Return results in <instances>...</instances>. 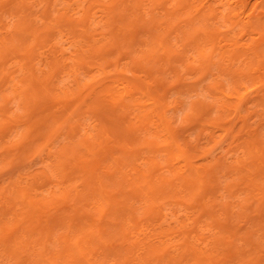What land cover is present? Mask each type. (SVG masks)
<instances>
[{"label":"bare ground","instance_id":"obj_1","mask_svg":"<svg viewBox=\"0 0 264 264\" xmlns=\"http://www.w3.org/2000/svg\"><path fill=\"white\" fill-rule=\"evenodd\" d=\"M107 1L17 0L14 4L15 0H0V16L4 14L14 20L11 25L6 18L10 23L4 26L8 35L0 39V140L8 139L14 132L18 137L14 142L20 143L15 145V153L10 152L14 145L12 139L6 145L0 143L4 150L0 152V163L32 167L33 161L40 157L46 167V170L29 168L26 174L15 168L19 175L0 186V264H130L136 261L135 255L138 261L134 264H189L191 261L204 264L209 255L186 250L168 256L164 244L173 238L169 228L161 224H158L162 229L159 239L145 245H141L133 232L139 225L138 211L163 213V205L168 201L182 199L187 203L193 196H203L209 190L204 172L210 175L211 195H214L219 189V174L228 169L223 175L233 172L235 177L236 171L254 196L252 202L246 199L248 208L258 212L255 222L264 227V219H260L264 216V165L253 162L243 174V169L227 164L222 158L209 160L207 155L226 141L227 135H233L234 142L240 140L239 136L234 135L235 129L223 128L225 134L219 138L215 134L207 137L209 148L184 137L170 113L182 105L170 106L167 92L175 86L171 87L164 77L172 71L182 82L176 87L178 92L198 91L201 86L187 82L182 74L185 69L195 70L187 62L190 52L197 53L203 61L200 78L212 73L215 66L220 69V77L230 76L229 88L223 80L215 84L213 90L217 89L218 94L213 103L193 102L191 113L185 116L193 129L224 127L223 118L229 113L239 117L245 127L254 115L262 116L264 75L254 77L253 72L262 69L264 74V0L256 5H251V0ZM210 2L222 7L229 5L222 11L225 15L219 17ZM75 4L77 9L73 7ZM97 6L103 9L104 16L99 15L101 20L94 22L93 29L102 23L104 30L97 28L100 33L90 35L86 28L93 27V19L97 21L98 11H94ZM51 14L53 17L60 14L62 19L57 16L52 19ZM75 15H78L76 20ZM228 21L240 31L249 29L239 34L240 40L231 47L221 45L222 38L216 27L217 23L225 25ZM62 27L67 28L69 36L63 43L69 41L70 46L65 44V50L62 47L53 51L50 57H45L46 63L43 62L42 46L58 35L63 39ZM234 28L225 35L235 33ZM56 44L58 39L52 45L55 49ZM72 48L73 55L65 56L64 52ZM217 50L221 60L230 61L229 66L213 60ZM10 55L16 58L11 57L13 63L8 62ZM66 58L72 59L71 66ZM124 60L132 65L128 70L133 76L129 77L127 68L122 67ZM6 61L10 64L6 65ZM108 67H113L116 78L106 82L107 85L100 76L113 73L107 72ZM136 68L146 75L136 74ZM95 69L99 75L89 76ZM143 77L144 80H139ZM153 83L160 84L156 91L163 93L158 99L153 97L151 108L143 109L140 100L152 96ZM44 92L54 100L58 95L73 100L63 102L59 109L57 103L43 101ZM127 100L132 102L134 111L142 110L121 123L117 115L128 114ZM13 102L23 109L24 116L10 110ZM213 113L218 115L211 117ZM263 125L264 122L256 128L249 126L243 144L247 145L250 156L260 152L256 146L264 139ZM61 135H66L64 138L68 141L61 139ZM55 139L66 143L55 148L58 143ZM26 146L32 150L27 152ZM45 150L49 159L43 155ZM195 152L206 156L207 165L197 166ZM9 154L13 156L10 160ZM159 158L167 163L180 159L185 163L184 170H169L171 178L163 177L158 174L163 168ZM49 170L59 185H63L58 191L60 196L48 190L54 196H47L40 191L43 187L39 183L48 178ZM79 180L81 183L77 184ZM207 197L213 198L209 195L202 198L207 201ZM144 203L147 204L144 206ZM227 213L234 218L240 215L234 208H227ZM243 213L247 212L243 210ZM96 214L100 215L98 219ZM251 230L246 235L252 240ZM260 237L262 245L264 239ZM55 243L61 247L52 248ZM102 248L109 252L100 253ZM228 249L232 256L234 252L241 257L237 247L234 249L231 245ZM100 255L106 256V260Z\"/></svg>","mask_w":264,"mask_h":264},{"label":"rangeland","instance_id":"obj_2","mask_svg":"<svg viewBox=\"0 0 264 264\" xmlns=\"http://www.w3.org/2000/svg\"><path fill=\"white\" fill-rule=\"evenodd\" d=\"M17 0H15L14 4L16 3ZM33 1V0H31ZM96 0H92V2H95ZM107 0H105L106 2ZM250 1V0H249ZM248 1V2H249ZM109 2V1H107ZM260 0H251L250 4H254L256 5L257 3H259ZM45 1H43V10H44V4ZM210 6L211 9H213V11H215L216 14L223 17V15H225L224 12H222L226 7H229V5H227L226 7H222L221 5H219L217 2H210ZM251 4V5H252ZM11 6H9L10 8ZM36 8H38V5L36 4L35 6ZM73 7L75 9L78 8V5L75 4V6L73 5ZM72 7V10H73ZM17 10V9H15ZM94 11H98V14H96L97 16V21L94 19L92 20L91 24L93 25L89 27H87L86 29L89 31L88 34L92 35V34H98L100 33L99 31H97L95 28L93 29L95 25L94 22H100V16H104L103 13V9H100V7L97 6V8ZM75 12V11H74ZM4 14H2L0 16V39H4L7 38V30L5 31V27L4 26H8L11 21L12 23L14 22V20H12V18L10 17H6ZM60 15V14H59ZM55 15L54 17L57 18L59 20H61L62 15ZM231 15V14H230ZM57 16V17H56ZM78 15L74 16V19L76 20L75 17H77ZM5 17V19H4ZM52 19H54V17L51 14ZM9 18V21H7ZM99 19V20H98ZM5 20V21H4ZM219 20V19H218ZM4 21V25L2 24V22ZM40 22V24H39ZM8 23V24H7ZM11 23V25H12ZM38 25H42L41 21H38L37 23ZM4 27V28H2ZM92 27V28H91ZM214 27V26H213ZM216 27H218V33H220V38H222V40L220 42L222 46L225 47H231L232 44H235L236 42H238L240 40L239 34L241 33H247L249 31V29L245 30V31H240L238 29H235L234 26L232 25L231 21H228L227 24H216ZM235 32V33H230V35L226 36L225 32L229 29H231ZM63 29V39L60 37V35L56 36L58 39V44H63V45H59L56 44V49L54 47H52V45H54V43L56 42L57 39L55 40H51L50 42H46V45H43V62L46 60V58L50 57L52 54L54 53L53 51L57 52L59 50L62 49L65 50L64 45L66 44L67 46L69 45V41L65 42V44L63 43V41L67 40L68 36V32H67V28L65 29L64 27H62ZM100 31L104 30L103 28V24L101 23L99 28ZM97 31V32H96ZM221 31V32H220ZM55 34L57 35L56 31H54ZM91 32V33H90ZM222 33V34H221ZM253 34L255 37H258L256 33H250ZM6 35V36H5ZM248 36H246L245 39H247ZM65 39V40H64ZM60 40V41H59ZM60 42V43H59ZM51 45V46H49ZM65 45V47H66ZM70 46V45H69ZM68 46V47H69ZM67 47V48H68ZM52 48V49H51ZM60 48V49H58ZM182 48V47H180ZM58 49V50H57ZM52 50V51H50ZM73 50L72 49H68L67 52H64L65 56L68 55H73L72 52L70 51ZM75 50V48H74ZM219 50H217L216 52L213 53V60L220 64L222 61L223 65H228L230 64V61L227 60H221L220 56L218 55ZM59 53V52H58ZM189 57L190 59H188L187 62H189L193 68L195 69L194 71L189 70V69H185L182 71L183 74V78L185 80H187V82H196L198 84V86H201L200 89L198 91L196 90H192V91H188L185 93H181L178 92L179 86H181L182 82L180 81V79L178 78V76H175L174 73L171 72H166L164 74V77L166 78L167 82L169 83V85H171V87L174 85L175 88H173L172 90H168L167 95H168V101L171 107H175V106H179L182 105V107H180L179 109H173L170 110V113L173 114V119L176 122V125L178 126V128L181 129V133L183 134L184 137L186 138H190V139H195L196 142L195 143H201V146H204L206 148H209L211 145H209L210 140L209 138H207L209 135L211 134H215L214 136L218 137L220 135H224L225 132H223L221 129L223 128H230V129H235V133L234 135L239 136L240 140L234 142V138L233 135L229 134L226 137V141L224 140V142H222L221 144L218 145L217 148H214L210 154L207 155V157H209L208 159H214L213 157H217L219 160L220 158H222V160H225L227 164H233V166H236L239 170L243 169L244 173H247V168L248 166H251V164L254 163H262V165H264V139L261 140V142L259 144H257L256 147L260 148V152L259 153H255L253 156L249 155V151L246 148L247 145L243 144V141L245 139H247L248 137V130H249V126L252 128H256L257 125H260L262 122H264V111L262 112L263 115L259 116V115H254L253 118L251 120L248 121V125H246V127L244 126V124L241 121V119L239 117H237L236 115L232 114H227V116L224 119L225 125L224 127L220 126L218 128L215 129L214 126H208L205 128V130L201 131L198 127L196 129H193L191 127V125H189V120L185 117L186 113H191V109L193 106V102L197 101V100H201L204 101L206 103H213L214 98H217L218 94V90L215 89L213 90L215 84L217 83L218 80H223L224 84L226 85V87H230L232 84V80L230 78V76H221L220 74L221 72L219 71L220 69L215 66L213 68V72L210 73L209 75H207L204 79L200 78L201 76V70H202V66H203V61L202 59L199 58L197 53H193L190 52L189 53ZM14 55H10L9 56V60L8 62L13 63L14 59H16L15 57H13ZM13 57V58H11ZM46 57V58H45ZM69 57V56H68ZM12 59V60H10ZM67 61L69 62L70 66L72 64V59L69 60V58H66ZM242 59H244V56L239 60L241 61ZM238 61V62H239ZM10 63H7L6 61V65H9ZM46 63V61H45ZM45 63L43 64V67L45 68ZM126 63H128V60H124L122 62V67H124L125 69L132 66V65H127ZM39 65V64H38ZM126 65V66H124ZM182 64H178L179 68L182 70L183 68L180 66ZM96 67V66H95ZM113 67H108L107 68V72H113L110 74H103L102 76H100V79L103 81V84H107L106 82H112L111 80H115L116 78V74L114 73V70H112ZM69 70V68H68ZM110 70V71H109ZM136 74L139 75H146V72H141L140 68H136ZM97 69L91 71L90 73H88L89 76L91 75H99L98 73H96ZM253 76H260L262 77L263 74V70L260 69L258 72H253ZM134 73H132V71L128 70V76H133ZM214 74V75H213ZM109 75V76H108ZM212 75V76H211ZM88 76V77H89ZM108 76V77H107ZM86 77V78H88ZM89 79V78H88ZM145 77L139 79V80H144ZM105 81V82H104ZM177 82V84H176ZM231 83V84H230ZM251 84V82L249 83ZM108 85V84H107ZM157 85L160 84H156L153 83L152 84V96L148 97H144L140 100V104L144 105L143 109H149L152 107L153 104V97H155L156 99H158V95L162 94V91H156V87ZM96 86V85H95ZM92 87V86H91ZM177 87V88H176ZM93 88V87H92ZM107 91V89H106ZM45 94L47 92H44ZM43 93L44 99L46 102L48 103H52V104H56V106H58V108L60 109L61 104H63V102H68V101H72L70 99H66V98H62L61 95H58L57 98L54 100V98H52L51 95H49V93H47L46 95ZM51 97L48 98L47 97ZM0 101H2V96L0 93ZM52 101L49 102L48 100ZM68 100V101H67ZM56 101V102H55ZM15 102H13V108H12V103L10 104V110H12L13 112H16L21 114L19 116H24V114H22L24 111L23 109L19 108L20 106H18L19 104H17V102L14 104ZM128 103L127 107L125 108L126 112L128 113L126 116L122 117L121 115L119 116V114L117 115V118L119 120V122H124V120H126V117H130L133 118L135 117V111L139 112L142 109H138L135 110L133 109V106H131L132 102H127ZM18 106V107H17ZM56 106H54V109H58ZM147 106V107H146ZM19 108V109H17ZM15 109V110H14ZM21 109V110H20ZM19 110V111H18ZM11 111V113H13ZM18 111V112H17ZM134 111V112H132ZM10 113V114H11ZM218 114L213 113L211 115V117H215ZM217 122H222V121H217ZM223 122V123H224ZM256 124H253V123ZM125 127V125H123ZM255 126V127H254ZM113 127V126H111ZM193 129V130H191ZM262 131L264 132V125L263 127H261ZM67 132V129L64 130V132ZM111 134L113 133L112 131L110 132ZM201 133V134H200ZM12 135H14V138L12 137ZM16 133H12L10 136L12 137H8L5 138L3 137L2 139L6 140H0V143L4 144L7 143V141H11V139L13 140L14 145L13 148L12 146L10 148H12V150L10 152L13 151V153L17 152V149H15L20 143H17L18 141L14 142L15 138H16ZM200 136V137H198ZM202 136V137H201ZM61 135V139H63L64 137H66V135ZM155 139L158 138L159 136H152ZM18 138V137H17ZM16 138V139H17ZM59 138V139H60ZM65 141H68L67 138H64ZM3 141V142H1ZM58 141V143L56 142ZM56 140L55 139V143L57 145H54L55 148H58L60 146V143L62 145V143H66L64 140ZM231 142L232 145H230ZM16 143V144H15ZM2 144H0V152H4ZM18 144V145H17ZM6 145V144H4ZM16 145V147H15ZM237 147H232V146H236ZM28 146H26V150L27 152H30L32 150V148L29 150L27 149ZM15 149V150H13ZM2 150V151H1ZM47 150V149H46ZM44 151L43 155L46 156L47 151ZM49 152V150H48ZM8 153V152H5ZM13 156L9 154L8 159H12ZM194 157L195 160L198 162L197 166H205L207 165V158L202 157L201 154H198L197 152L194 153ZM211 157V159H210ZM47 159H49L48 156H46ZM206 158V159H204ZM46 159V160H47ZM21 160V159H19ZM39 160V161H38ZM159 160H161V158H159ZM216 160V159H215ZM256 160V161H254ZM40 157H38L36 160L33 161L32 163V167L30 166H23L21 163H16L15 165L12 164H2L0 163V186L5 185L8 181L10 182L11 179H15L13 177H16L19 175V173H24L26 174L27 172H29L32 168V170H46V167L44 166V164H42ZM38 162V163H37ZM142 162V161H141ZM214 162V161H213ZM41 165H40V164ZM171 164L173 166V168H170V166L168 165ZM166 160H161V165H162V169L158 172L159 175L163 176V177H170L172 175H170V171L169 170H176L179 172L180 169L184 170V162L181 161L180 159H173L172 161L168 162ZM35 166H34V165ZM38 164V165H37ZM9 168H8V166ZM21 165V166H20ZM6 166V167H5ZM16 166V167H15ZM34 166V167H33ZM38 166V167H37ZM40 166V168H39ZM45 167V168H44ZM144 167H146V165H144ZM3 168V169H2ZM19 170L16 171V169ZM43 168V169H42ZM249 168V167H248ZM6 169V170H5ZM25 171H24V170ZM233 169V167H232ZM23 170V171H22ZM228 170V169H227ZM227 170H224L222 172V174H219L220 179L217 180L218 182V186L219 189L217 191V193H215L214 195H211V189H210V175L206 174V172H204L205 176V180L208 181L206 182L207 187H208V191H205L206 193L203 194V196L198 195V196H193L192 199L188 200V202H183L182 199H178L176 201H168L166 204L163 205V213L161 212H153V213H147L144 214L142 213V211H138V221H139V225L137 226L136 229H133V232L135 234V238L137 240L140 241L141 245L142 244H146L152 240H158L159 239V232L162 230L161 226H159L158 224H161L164 228H169V233H170V237L173 238L172 240H167L166 243L164 244L165 249L168 251V256H172L176 253L179 252H183L188 250L189 252H193V253H201V254H206L209 255L210 259L209 260H205L203 261L204 264H264V244H260L259 242V238H261L260 236H262V239H264V227L260 226V222L257 221V211H253L251 208H248V203L246 199H251L250 202H252L254 199L253 193L250 191V187L247 186V183L240 179V175H236V171H235V177L233 176V172L228 173L227 176H224L223 173H225ZM15 172V173H14ZM11 173H13L11 175ZM18 173V174H17ZM48 178L44 179L43 183H39L41 185L38 186L39 184H37V186L41 189H39L40 191L43 190V192H45L44 194H46L47 196L52 195L53 194H57L60 196V193L58 192L60 189V186L63 185H59V181L56 177H53L55 175H52L50 170L48 171ZM10 175V176H9ZM15 175V176H14ZM9 177V178H8ZM11 177V178H10ZM18 178V177H17ZM16 178V179H17ZM233 178H236L235 180H233ZM8 179V181H7ZM49 179V180H48ZM4 180V182H3ZM177 182H179V180H175ZM8 182V183H9ZM5 183V184H3ZM7 183V184H8ZM77 184L81 183V180L76 182ZM220 183V184H219ZM53 192V194H49L48 191ZM258 191L256 190V193ZM205 195H209V196H213V198H208L207 197V201H204L205 199H203L202 197H205ZM204 201V205L202 204ZM54 200V199H53ZM201 200V201H200ZM201 202V203H200ZM147 203H144V206ZM227 208H234V210L237 212V214H240L238 217H232L231 215H229L227 213ZM50 210V212L54 213L52 209H47ZM243 210H245L247 213H243ZM159 213V214H158ZM211 213H214L213 215H211ZM51 213H49L50 215ZM100 217L99 214L95 215V219H98ZM50 218V217H48ZM196 219H198V222H196ZM260 219H264L261 217ZM235 221V222H234ZM105 225V224H104ZM251 230V233L253 235V239H249L248 234L246 235V232L248 230ZM187 237H189V241L187 242ZM165 239V237H164ZM192 241V242H191ZM117 243V242H116ZM140 245V246H141ZM233 246L234 249L237 247V250L240 252V255H237L233 252V256H232V252L229 251V247ZM259 246L258 248H255L256 246ZM61 244L59 243H55V246L53 245L52 248H60ZM146 249H149V247L145 246ZM109 251H107V249L102 248L100 250V253H107ZM139 252H142V250H140ZM99 253V254H100ZM199 254V256L201 255ZM102 256L103 260H106V256L104 255H100V257ZM194 257H197V255H192ZM137 255L134 256V258L136 259V261H138L137 259ZM112 258V257H111ZM117 259H119V261H121L122 259L120 257H117ZM136 261H133L130 264H134ZM189 264H194V261H191Z\"/></svg>","mask_w":264,"mask_h":264}]
</instances>
